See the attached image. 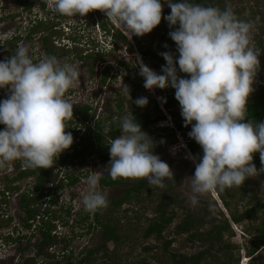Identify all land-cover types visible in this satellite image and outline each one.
<instances>
[{
	"label": "clouds",
	"instance_id": "1",
	"mask_svg": "<svg viewBox=\"0 0 264 264\" xmlns=\"http://www.w3.org/2000/svg\"><path fill=\"white\" fill-rule=\"evenodd\" d=\"M163 4L170 8V14L163 19L174 29L169 37L175 42L178 57L170 52L161 53L166 61L161 73L138 58L139 75L146 90H175L185 127L191 125L188 136L202 149V156L186 157L195 162L194 175L190 176L191 203L195 205L201 196L212 193L226 212L216 191L241 186L264 171L262 168L258 172L252 163L253 153L259 152L264 164V122L248 119L247 109L262 53L252 43L253 24L240 20L230 6L222 10L192 0H51L55 11L69 17L103 11L111 20V28L103 22L106 29H102L113 50L119 49L120 43L116 48L112 34L118 31L127 40L121 45H130L133 37L137 46V37L151 33L161 23ZM70 37L66 36L73 44L69 47H74L78 41ZM98 46L80 47L84 54L99 56L104 51ZM138 52L143 55L139 48ZM178 69L186 75L179 76ZM79 76L78 66L60 63L55 56L45 55L34 61L26 46L0 60V89H8L7 98L0 100V125L4 126L0 130V168L15 160H22L27 167L52 168L54 160L73 145L75 135L66 132V121L73 118V104L64 96ZM122 90L132 101L129 87L124 85ZM158 99L166 103L164 98ZM134 103L143 108L149 101L140 97ZM160 109L163 115L168 110L163 105ZM166 119L167 114L159 121ZM171 129L176 130L177 138L181 135L185 139L175 124ZM119 130L120 135L108 145V165L86 178L87 191L82 196L86 212L94 213L108 206L107 195L98 190L105 173L113 180L146 178L150 186L159 188L173 178L169 165L154 154L153 139L132 113L120 119ZM231 225L236 235H244L237 224L231 221ZM242 251L240 264H247L249 257Z\"/></svg>",
	"mask_w": 264,
	"mask_h": 264
},
{
	"label": "trees",
	"instance_id": "2",
	"mask_svg": "<svg viewBox=\"0 0 264 264\" xmlns=\"http://www.w3.org/2000/svg\"><path fill=\"white\" fill-rule=\"evenodd\" d=\"M240 1L249 2L250 0ZM255 1L264 6V0ZM192 2L201 3L204 6L218 7L222 10L229 7L221 0H192ZM25 8L30 10L31 4H26ZM246 8V11L244 9L233 10V8L232 10L240 20L253 24V35L251 37L254 45L262 52L259 60L260 67L264 68V7L262 11L255 10L251 6ZM168 14H170V8L162 12V22H166L163 17ZM51 16L53 17L37 18L36 21H32L27 35L28 38H31L34 34L44 33L42 48L45 55L57 58L68 55L78 60L98 56L96 53L84 54V49L77 46V44L71 50L56 45L54 43L55 39L63 35L60 20L69 18V16L62 15L57 11H54ZM102 28L106 29V24L103 22ZM112 34L116 39V48L118 42L121 44L127 43L126 36L122 32L118 31V33L114 32ZM20 38V35H16L12 39H5L6 43L3 46L14 48ZM70 38L76 42L74 36ZM137 46L143 55H147V49L140 42H137ZM67 60V63L70 62L69 59ZM121 64L128 68L126 63L122 62ZM157 73L161 72L157 71ZM260 73L255 78L254 91L249 96L247 104L248 119L254 122H264V74L260 77ZM108 74L106 73L102 78L103 83L106 82ZM137 76V78L131 79L129 74L126 75V79L130 80L129 89L133 101L132 103L131 99L127 97L130 109L129 115L132 113L137 123L141 125L142 130L153 139L155 144L154 154L161 156L166 149V145H172L176 142V130H171V133L166 136L150 132L148 126L165 119V115L154 117L157 113H161L160 104L155 100L150 101L147 95H143L144 79L139 73H137ZM4 89L8 91L7 88ZM164 93L167 95L161 98L166 100V103L162 102L165 109L179 106L178 101L175 99L174 89L168 90L166 88ZM140 97L148 98L149 103L147 106L141 108L135 105L134 101ZM117 107L122 110L123 103L118 102ZM91 110L92 108L86 104L81 107L73 106V118L66 121L68 132L77 136L80 130L76 131L77 125L72 126L74 120L83 123L88 118L93 119L94 114L91 117L89 115ZM180 116V110L172 114L175 127L184 137H189L188 133L191 131V125L185 127V122L180 120L182 118ZM119 121L120 118L114 114L107 117L108 123L102 124L100 121H94L93 126H90L82 135L77 136L78 140L75 144L63 151L54 160L52 168L40 169L17 164L18 171L16 175L8 180L9 185L6 189L0 190V195L4 196L7 190L17 192L20 189L19 185L12 186L17 180L24 177L34 178L32 188L19 195L18 203L19 209L23 212L21 218L23 227L30 229L34 222L40 221L41 223H38L40 225L39 230L43 236L34 256L27 259L24 264H33L38 256L46 259L42 264H240L242 249L249 257L247 264H264V251H262L264 250V203L262 197L256 196L254 194L256 192L253 191V198L247 200L246 197L251 193L247 186L245 184L233 186L225 188L223 191H216L227 213L211 197V193H208L210 203H207L203 208L202 215L186 213V211H182V205L179 207L176 201L172 202L168 196L164 195L165 191L180 180V177L175 174H173V178L165 180L163 188L150 186L146 178H118L113 180L107 174H104L99 180L101 185L110 188L126 186L123 194L117 198H112L106 208L97 210L94 213L85 211L83 220L92 218L88 221L87 227L89 229L103 228L105 242L82 250L77 261H74L71 256H67V260L64 262H48L47 259L55 257L53 253H49L48 249L55 243L57 237L51 234L55 226L48 217L50 209L43 207L47 204L43 199L49 198L53 190L62 188L67 178L68 185L77 182L78 177L70 175L67 170L60 171L62 168L66 169L65 165L67 163L84 162L87 157L94 153H98L102 160H110L108 145L112 139L120 135ZM3 128L4 126L0 125V130H3ZM187 145L195 157L202 156V149L193 139ZM252 163L255 166L260 164V168H264L259 152L253 153ZM260 168H257L258 172H260ZM260 174L264 179V171ZM231 189H234L235 192ZM50 204L54 203L50 201ZM1 216L0 213V218ZM51 218L55 217L52 216ZM176 220H179V222L175 224ZM10 221V217L6 220H0V227L6 226ZM231 221L237 225L244 224V232L252 236L248 245L243 242L242 244L232 242V239L236 236V231L232 227ZM172 225L174 226L173 233H171ZM171 235L173 236L169 238ZM183 237H185L187 246H190V249L186 251L178 249L175 244V242L180 244V239ZM8 238L15 240L11 235H8ZM151 239L162 241L161 245L155 243L151 246L145 243ZM67 240L69 239L65 238L56 242ZM198 241H204V243L199 244ZM109 243L112 244V247L108 246ZM206 243L208 246H205ZM25 248L24 250L28 249ZM136 254L140 255L141 258L136 260ZM147 259H152L153 263L146 261Z\"/></svg>",
	"mask_w": 264,
	"mask_h": 264
},
{
	"label": "rangeland",
	"instance_id": "3",
	"mask_svg": "<svg viewBox=\"0 0 264 264\" xmlns=\"http://www.w3.org/2000/svg\"><path fill=\"white\" fill-rule=\"evenodd\" d=\"M221 1L227 6H231L233 10L244 9L246 11V7L251 6V8L253 7L255 10L262 11V8L264 7L255 0H250L249 2H241L240 0ZM174 2H181V0H174ZM26 4H31L30 10L25 8ZM168 9V5L163 4L162 12L167 11ZM54 11L55 10L51 6V0H0V39H5L7 36H11L16 31L22 32L25 28L29 30V26L32 21H36L37 18L45 19L44 17H53L51 15ZM108 21L111 22V20L107 18L105 13L101 10L90 11L85 16L77 14L76 16L60 20V27H63V35L57 37L56 45L64 47V49L71 50L73 46H69L73 44L66 38V36H74L78 41L77 46L85 45L89 48L99 45V48L97 47V49L104 51V53H101V55L96 58L85 60H78L73 56L68 55H64L61 58L56 57L60 63H65L68 61L67 59H69L70 62L68 63L78 66L80 73L78 81L73 87L66 91L64 99L76 107H81L85 104L89 105L92 108L89 113L90 117L94 114L93 119L88 118L83 123L79 120H74L75 122H73L74 124L72 126L77 125L76 131L80 129L77 136L82 135L90 126H93L94 121H100L102 124L107 122V117H109L110 114L117 115L120 119L129 115V103L127 96L122 90V86L126 85L130 87V80L126 79L127 74L131 76V79L138 77L137 73H139V67L136 64L138 58L142 59L143 63L155 72H161L162 66L166 65V61L163 59L161 53L170 52L174 56L178 57L175 42L169 37V32L174 29H170L166 22L161 21V23L154 28L151 33L140 37L136 36L140 44L147 49V55H141L138 52V48L133 37V41L130 40V45L132 44L131 46H123L120 43L118 50L112 49L110 40L107 35L104 34L105 32H103L101 27V23L106 22L107 27L111 28ZM41 33L42 32H40L38 36L26 41L22 40L19 44L20 46L28 47L30 55L36 62L43 59L45 56L41 44ZM252 35L253 30L251 31V36ZM252 43L254 44L253 41ZM7 49L8 48L3 47L0 50V60L6 59L4 54H6L5 51ZM9 53L13 54V51ZM122 62L126 63L128 68H125L121 64ZM106 73L109 74L106 82L103 83L102 78ZM259 73L260 77H262L264 74V68L259 66L257 75ZM178 75L183 77L186 74L180 73L178 69ZM167 89L170 90L172 88L168 87ZM162 90L163 89L146 90L143 86V91L145 93H143V95H147L150 98V101L155 100L162 103L158 98L167 95L166 93H163ZM7 95L8 91L4 88L0 89V100L6 99ZM120 101L123 103L122 110L117 107V103ZM161 106L162 104L160 105V108ZM177 107L179 111L180 106ZM165 111L167 112V110ZM166 112H163L164 115L167 114L166 120L158 121L155 124H150L148 126L151 133L164 136L171 133V128H173L175 123L171 114ZM160 115H162V112L157 113L154 117ZM180 120L182 121L183 118ZM68 130L69 129L66 126V132H68ZM74 137L73 144L77 141L76 137ZM176 139L177 140L174 144L166 145V149L160 158L169 165L173 174L180 177V180L177 183L175 182L174 186H171V188L165 191L164 195L168 196L170 201H176L179 207L182 205L183 212L186 211V213L189 212L199 216L203 214V208L206 204L210 203V197L208 194H205L199 198V202L197 204L193 205L191 203L190 176L194 175L195 162L186 157L189 155L195 157L190 152L187 145L192 139L185 137V139L183 138L182 140H179L177 136ZM109 161L110 160H102L98 153H94L87 157L84 162L75 161L73 163H67L65 165L66 169L60 170L61 172L67 170L70 175L78 177V180L75 184L68 185L67 178L66 181H64L62 188L53 190L51 192L52 195H50L49 198L46 197L43 199L44 202L47 203L46 205H43V207L50 209L48 217L55 226L53 229L56 232L54 236L57 237L55 240L58 241L65 238L69 239L65 242L55 241V243L49 247V253H53L55 257L47 259L48 262H64L67 260V256H71L74 261H77L83 249L105 242L103 228L98 227L89 229L87 227V223L92 220V218L86 219L85 221L83 220L85 210L82 204V196L87 191L86 178L93 172L102 171L108 165ZM17 164L25 165L22 160H15L7 162L4 167L0 168V190L6 189L9 185L8 180L16 175L18 171ZM256 165V168L261 167L260 164ZM15 184L20 187L17 192L7 190L4 196L0 195V213L2 214L0 220H6L9 217L11 218L9 224L4 227H0V264H24L27 259L34 256L37 246L43 239L39 230L40 225L38 223H41L40 221L34 222L30 229L23 227L21 221L23 212L19 209L18 203L19 195L27 189L30 190L32 188L34 178L24 177L14 182L12 186ZM244 184L251 191V193L246 197L247 200L253 198V191H255L256 193L254 194L262 197L264 203V179L262 174L259 173L256 176L247 179L242 185ZM125 187L126 186L110 188L103 187L100 183L98 184V190L107 195L108 202L111 201L112 198L121 196ZM231 191L235 192L234 189H231ZM211 197L213 198L212 193ZM50 201L54 204H50ZM52 216L55 218H51ZM177 222H179V220H176L174 223L176 224ZM173 227L174 226L172 225L171 233H173ZM237 227L244 233V236L237 233V235L232 239V242L239 244H242L243 242L245 245H248L252 236H249L246 232H244V224H240ZM8 235H11V237L15 240L9 239ZM184 238L185 237L180 239V244L177 242H175V244L178 249L186 251L187 249H190V246H187ZM161 242L162 241H155L154 239H151L147 240L145 243L152 246L155 245V243L161 245ZM198 243L203 244L204 241H198ZM108 246L112 247V244L109 243ZM205 246H208V244L206 243ZM25 247L28 249L24 250ZM242 253L243 251H241V257ZM139 258H141V256L136 254L135 259L138 260ZM45 261L46 259L44 257L38 256L33 264H42ZM146 261L153 263L152 259H147Z\"/></svg>",
	"mask_w": 264,
	"mask_h": 264
},
{
	"label": "flooded vegetation",
	"instance_id": "4",
	"mask_svg": "<svg viewBox=\"0 0 264 264\" xmlns=\"http://www.w3.org/2000/svg\"><path fill=\"white\" fill-rule=\"evenodd\" d=\"M28 29H24L22 32H14L11 36H7L5 39H12V37L13 36H16V35H20V39L16 42V46L14 47V48H9V47H7L6 46V48H8L5 52H6V54H4L5 52L4 51H2V52H4V53H2V54H4V56L6 57V58H9L11 55H13V54H11V53H9V52H12L13 51V53L15 52V50L20 46L19 44H20V42L22 41V40H28V39H31V38H33V37H35V36H38L40 33H37V34H34V36L33 37H31V38H28L27 37V35H28ZM43 35H44V33H41V36H40V38H41V44H42V37H43ZM5 39H0V46H2V47H0V50L3 48V47H5V46H3V45H5V43H6V41H5ZM5 41V42H4ZM4 42V43H3ZM43 49V48H42ZM44 52V51H43ZM45 55V54H44ZM24 168V167H23ZM101 185V184H100ZM101 186H103V187H106V186H104V185H101Z\"/></svg>",
	"mask_w": 264,
	"mask_h": 264
},
{
	"label": "water",
	"instance_id": "5",
	"mask_svg": "<svg viewBox=\"0 0 264 264\" xmlns=\"http://www.w3.org/2000/svg\"><path fill=\"white\" fill-rule=\"evenodd\" d=\"M177 111H178V107H175V108L168 109V110H167V113H168V114H173V113H175V112H177ZM156 117H158V116H156Z\"/></svg>",
	"mask_w": 264,
	"mask_h": 264
},
{
	"label": "built area",
	"instance_id": "6",
	"mask_svg": "<svg viewBox=\"0 0 264 264\" xmlns=\"http://www.w3.org/2000/svg\"><path fill=\"white\" fill-rule=\"evenodd\" d=\"M178 138H179L180 140H182V137H181V135H179V136H178Z\"/></svg>",
	"mask_w": 264,
	"mask_h": 264
}]
</instances>
